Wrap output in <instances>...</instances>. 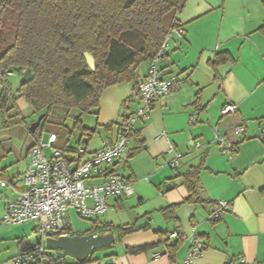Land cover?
Returning <instances> with one entry per match:
<instances>
[{
  "label": "crops",
  "instance_id": "0c3cea01",
  "mask_svg": "<svg viewBox=\"0 0 264 264\" xmlns=\"http://www.w3.org/2000/svg\"><path fill=\"white\" fill-rule=\"evenodd\" d=\"M177 19L181 34L172 36L160 67L165 78L176 75L179 83L136 123V140L129 139L121 159L110 168L131 185L133 195L109 198L106 211L113 213V218L99 220L105 211L93 221L134 227V231L120 240L117 232H109L115 243L95 252L92 258L116 260L118 264H183L188 238L196 233L205 249L193 264H239L241 258L264 264V141L259 139L261 126L257 121L264 119L263 0H186ZM217 54L225 60L213 66ZM148 67L146 63L143 70L139 68L138 83L146 78ZM228 103L236 104L237 111L222 117L221 110ZM138 107L133 84L105 89L97 113L91 114L93 122L81 121L84 128L93 131L91 138L98 136V140L93 143L77 133L70 137L69 145L84 147L89 157L117 138L124 119ZM239 127L244 132L236 136L234 130ZM217 135L233 144L231 159L223 154ZM34 142L25 150L27 161L20 176ZM177 155L179 165L171 169ZM15 160L0 153V177L7 183L0 187V264H14V258L32 244L29 235L35 234L33 223H1L6 203L23 191L9 186ZM201 161V201L194 204L187 201L181 175ZM219 201L230 203L231 208L213 221L209 217ZM171 206H176L174 219L167 220L160 210ZM132 209L133 217L121 216ZM173 233L178 237L170 239ZM177 242L171 257L169 246ZM150 245L154 247L137 254L127 252L128 248ZM47 256L55 258L52 251Z\"/></svg>",
  "mask_w": 264,
  "mask_h": 264
},
{
  "label": "trees",
  "instance_id": "16d2710c",
  "mask_svg": "<svg viewBox=\"0 0 264 264\" xmlns=\"http://www.w3.org/2000/svg\"><path fill=\"white\" fill-rule=\"evenodd\" d=\"M185 1H1L0 112H7L11 107L6 74L16 70L23 76L26 71H31V79L20 84L17 90L19 97L36 114L44 115L38 127L41 134L56 136L55 147L70 165L68 157L76 149L69 145L70 137L80 133L89 139L93 131L84 128L77 118L69 129L66 119L73 111L96 114L100 95L111 86L128 83L133 84L136 91L140 66L155 58L173 29L181 30L177 15ZM84 53L93 57V71L86 66ZM224 60L223 55L217 54L213 66ZM136 138L137 133L133 129L129 139ZM203 168L204 161H201L181 175L182 186L188 192L187 201L194 204L201 201L198 185ZM174 207L161 209L160 212L167 220H173ZM113 231L117 232V239L120 240L132 233L134 227L98 224L95 221L92 228L82 235L94 232L105 235ZM178 246V242L169 246L171 257ZM153 247L128 248L127 252L137 254ZM92 256L83 264L96 263ZM45 258L51 264H65L50 256Z\"/></svg>",
  "mask_w": 264,
  "mask_h": 264
},
{
  "label": "built area",
  "instance_id": "2783aa9c",
  "mask_svg": "<svg viewBox=\"0 0 264 264\" xmlns=\"http://www.w3.org/2000/svg\"><path fill=\"white\" fill-rule=\"evenodd\" d=\"M174 34L180 35L181 30L173 29L167 35L159 52L149 63L146 78L136 87L139 107L128 117L112 143H104L101 149L87 158L86 149L82 146L77 147L70 154V165L63 158L62 152L55 147L57 138L53 134H41L29 148L28 164L22 174L23 191L15 200L6 203L1 223L5 226L33 223L38 239L14 258V264H41L49 252L46 246L49 236L58 238L82 235V233L73 234L67 227L71 212L82 219L92 220L106 211L109 198H127L133 195L131 185L110 172V168L121 159L127 149L129 136L136 123L150 112L155 101L171 94L179 83V77L176 75L165 78L160 67V62L168 55L169 41ZM10 74L7 73L6 76ZM0 88H2L1 72ZM236 111L237 105L228 103L222 108L221 116L226 117ZM257 121L261 126L259 139L264 141V119ZM243 132L242 127L234 130L236 136H241ZM216 140L223 154L231 159L234 152L233 144L218 135ZM179 159L180 155H177L170 163L171 169L178 167ZM95 179L101 181L92 183ZM6 186L7 183L0 177V187ZM230 208V203L219 201L213 207L209 218L213 221L218 220L224 213L229 212ZM177 237L178 234L173 233L169 238ZM188 243L189 248L183 264H193L205 249V245L196 233L188 238ZM158 257V254L154 255L155 259ZM60 262L64 261L60 260ZM238 262L259 264L244 258L239 259ZM95 264H118V262L100 259Z\"/></svg>",
  "mask_w": 264,
  "mask_h": 264
},
{
  "label": "rangeland",
  "instance_id": "374dc122",
  "mask_svg": "<svg viewBox=\"0 0 264 264\" xmlns=\"http://www.w3.org/2000/svg\"><path fill=\"white\" fill-rule=\"evenodd\" d=\"M145 65L146 63H143L140 66V69L143 70ZM21 78L22 76L20 75V72L16 70H14L12 74L7 76V82L11 95L9 105L11 107L7 112H0V153H3L5 156L9 155L12 161L14 159H17V162L15 160L13 166H11L12 168H14V172L12 173L14 178L12 179V181H10L11 184H9L11 189L15 187L18 189L23 188L22 175L20 176V172L21 167H24L27 161L24 157L25 150L31 142H33L34 140L36 142L38 140L42 132L40 128H38L34 133L30 131L31 125L37 121L40 114H36L33 108L29 104H27L23 98L19 97L17 90L20 86ZM1 91L2 88H0V93ZM76 118L84 123L93 122L91 114H80L78 112L73 111L71 112L70 116L66 119V126L69 129L72 128V124L74 122V119ZM97 140L98 136H94V138H91L90 141H93V143H95ZM71 143L74 144V142ZM121 216L131 218V216H134V210L132 209L130 213L128 210V213L126 215ZM110 218H113V213L108 210L103 216H99V220L101 221H107V219ZM116 219L117 218H115L113 221L115 222ZM93 221L94 219H82L73 212H71L70 217L67 220V224L70 225V229L73 234H81L92 228ZM30 226H32V223H30ZM37 239L38 236L36 233L30 234L28 237V240L32 243L35 242ZM71 261L72 260L70 258H65V262L70 263ZM43 264H49V261L45 259Z\"/></svg>",
  "mask_w": 264,
  "mask_h": 264
},
{
  "label": "water",
  "instance_id": "95a60500",
  "mask_svg": "<svg viewBox=\"0 0 264 264\" xmlns=\"http://www.w3.org/2000/svg\"><path fill=\"white\" fill-rule=\"evenodd\" d=\"M86 66L89 70L93 71L95 69V62L93 57L88 54H83ZM32 77L31 71H26L22 78L20 84H25ZM44 115H40L35 123L30 127V131L34 133L36 129L40 126V123ZM115 243V238L112 233L105 235L102 234H83L74 237L61 236L58 238L48 237L46 240L47 248L55 254V259L65 260V258H70L74 260L77 264H83L88 260V258L93 255L100 248L108 249Z\"/></svg>",
  "mask_w": 264,
  "mask_h": 264
},
{
  "label": "flooded vegetation",
  "instance_id": "af4514ba",
  "mask_svg": "<svg viewBox=\"0 0 264 264\" xmlns=\"http://www.w3.org/2000/svg\"><path fill=\"white\" fill-rule=\"evenodd\" d=\"M58 261H60V260H58ZM73 262H74V260H72Z\"/></svg>",
  "mask_w": 264,
  "mask_h": 264
}]
</instances>
